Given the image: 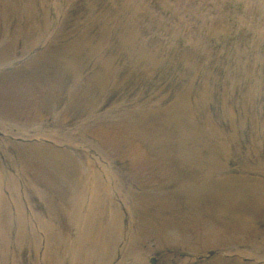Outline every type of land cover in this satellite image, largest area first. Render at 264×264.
Segmentation results:
<instances>
[{
	"label": "rangeland",
	"instance_id": "rangeland-1",
	"mask_svg": "<svg viewBox=\"0 0 264 264\" xmlns=\"http://www.w3.org/2000/svg\"><path fill=\"white\" fill-rule=\"evenodd\" d=\"M0 179V264H264V0H0Z\"/></svg>",
	"mask_w": 264,
	"mask_h": 264
},
{
	"label": "bare ground",
	"instance_id": "bare-ground-1",
	"mask_svg": "<svg viewBox=\"0 0 264 264\" xmlns=\"http://www.w3.org/2000/svg\"><path fill=\"white\" fill-rule=\"evenodd\" d=\"M26 153L24 152V158H26ZM12 180L6 181L5 185H15ZM17 184V183H16ZM3 185L2 180L0 179V186ZM255 193V190L253 187L250 189ZM259 190V189H258ZM84 188H81L79 192L83 194ZM256 194V193H255ZM260 198V202L264 204V198L256 194ZM264 195V194H263ZM250 199L256 200V197L254 195H250ZM93 203H96L99 201L98 197L92 196ZM258 199V198H257ZM0 201H3V196L0 194ZM79 204H81L80 196L75 195L70 201L69 209L71 210V215L73 219H77L76 215L74 214V208L79 207ZM73 205V207H72ZM98 205V204H97ZM96 205V207H97ZM0 206H2L0 204ZM104 202L101 203L100 207V220L98 219L96 215L95 222L92 223L90 227V223L92 221L91 217H88L87 219H82L81 222V232H82V246L81 248H77L76 255L79 259V264H91V259L96 258L97 262L96 264H110L114 249L116 248V245L119 242L120 234H121V222L120 217L118 213L114 212L113 218L110 214H108L104 209ZM227 206V205H225ZM233 210V208H230ZM235 209V208H234ZM69 210V212H70ZM213 213H219L217 210L213 211ZM232 214L234 215L235 212L233 211ZM161 224V223H160ZM87 228V229H86ZM94 232L93 235L91 229ZM165 229V227H160L159 230L162 231ZM108 235V238L106 237ZM92 245L95 246V250L92 249ZM137 245L135 242L131 244V246L128 248V255L131 254L135 257L137 256ZM129 255V256H131ZM63 261V257H62Z\"/></svg>",
	"mask_w": 264,
	"mask_h": 264
}]
</instances>
